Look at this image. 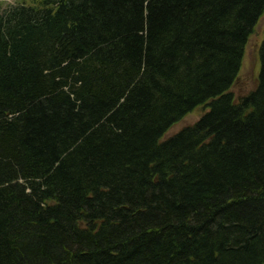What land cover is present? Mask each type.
<instances>
[{
	"label": "trees",
	"instance_id": "trees-1",
	"mask_svg": "<svg viewBox=\"0 0 264 264\" xmlns=\"http://www.w3.org/2000/svg\"><path fill=\"white\" fill-rule=\"evenodd\" d=\"M264 0L0 7V264H264ZM194 126L166 138L197 107Z\"/></svg>",
	"mask_w": 264,
	"mask_h": 264
},
{
	"label": "rangeland",
	"instance_id": "rangeland-1",
	"mask_svg": "<svg viewBox=\"0 0 264 264\" xmlns=\"http://www.w3.org/2000/svg\"><path fill=\"white\" fill-rule=\"evenodd\" d=\"M19 0H0V7L7 8L9 4L17 3ZM264 42V14L259 19L246 45L240 74L232 93L236 99H240L252 91L258 84L261 70L260 50ZM205 113L203 107H198L187 115L181 122L173 126L166 135V138L176 135L183 129L195 125Z\"/></svg>",
	"mask_w": 264,
	"mask_h": 264
}]
</instances>
